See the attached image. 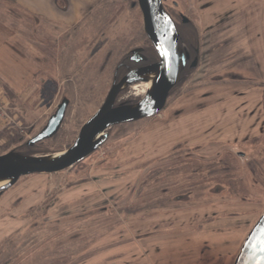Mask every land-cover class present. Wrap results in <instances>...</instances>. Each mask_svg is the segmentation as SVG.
<instances>
[{"label":"rangeland","instance_id":"rangeland-1","mask_svg":"<svg viewBox=\"0 0 264 264\" xmlns=\"http://www.w3.org/2000/svg\"><path fill=\"white\" fill-rule=\"evenodd\" d=\"M218 1L164 0L181 44L200 53L195 68L182 69L159 114L115 125L107 141L74 166L24 176L0 193V264H162L150 259L163 255V235L173 254L193 244L195 259L169 264H234L264 213V53L260 60L242 54V68L224 66L244 51L210 36L214 25L204 18ZM87 18L60 38L45 39L49 56L18 53L28 41L15 31L14 16L13 29L0 31V90L14 118L0 130V155L67 149L106 99L122 61L137 48L157 60L138 0H105ZM187 25L195 39L185 37ZM144 84L125 88L116 102L139 101ZM244 95L250 96L246 116L257 112L244 118L246 131L225 137L202 131L220 120L218 110L244 117L235 110ZM63 98L70 104L60 130L28 146ZM223 103L230 109H219Z\"/></svg>","mask_w":264,"mask_h":264},{"label":"water","instance_id":"water-1","mask_svg":"<svg viewBox=\"0 0 264 264\" xmlns=\"http://www.w3.org/2000/svg\"><path fill=\"white\" fill-rule=\"evenodd\" d=\"M138 5L143 16L144 32L156 50L158 61L130 70L120 81H114L102 105L81 126L73 144L67 149L45 155H29L16 150L1 154L0 193L24 176L52 174L74 166L107 141L109 128L153 117L165 108L171 91L179 83L182 69L190 59V53L180 46L177 23L164 7L163 0H138ZM183 18L188 20L185 15ZM162 47L168 51L167 57L162 55ZM142 50L137 48L133 54ZM197 65L198 57L191 67ZM149 76L152 77L151 86L139 101L116 105L121 91L136 83L149 82ZM69 104V99L63 98L47 124L27 141V145L33 146L52 138L60 130ZM234 264H264V213L248 234Z\"/></svg>","mask_w":264,"mask_h":264},{"label":"crops","instance_id":"crops-1","mask_svg":"<svg viewBox=\"0 0 264 264\" xmlns=\"http://www.w3.org/2000/svg\"><path fill=\"white\" fill-rule=\"evenodd\" d=\"M104 1L105 0H0V8L3 10L5 9L4 12L2 10L3 14H0V31L4 33L13 29L10 27L9 22H13L12 17L14 16L16 19L14 20L16 23L15 31L22 32L21 35L25 34L26 41H28V44H21L22 51L18 53L49 56L53 54V50H51L52 48L50 47L49 42L45 41V39H56L64 36L72 27L80 24L84 19H88L87 17H89L94 10H97L102 6ZM2 3L6 5H3ZM213 6L209 9L208 16H205L204 18L205 23L208 22L214 25L209 33L210 36L213 38H224L223 44H225L224 46L228 49L242 48L244 51L243 53L237 52L240 54H236V57H234L229 63L224 64V66L228 68L234 66L242 68L238 67L236 64L241 65L240 62H242L244 58V55L242 54L247 53L256 54L258 56L257 59L260 60L259 56L264 53L262 47L263 33H259V25L263 23L261 21H263L262 17H264V0H219L218 3L215 4V7ZM13 10L15 13L12 12ZM218 23L221 24L217 25ZM17 35L20 36L19 33ZM254 39H260V41L255 44L256 40L254 41ZM9 44L11 43L9 42ZM257 45L260 46L257 47ZM5 48L7 49L8 47L6 46ZM249 48L250 50L248 52ZM231 63L234 65L230 66ZM259 69L262 70L261 66ZM56 70L58 71V69ZM212 98L213 102L217 99L216 96H213ZM240 98H244V100H239L242 104L237 105L235 110L244 111L241 113L244 117L239 116L240 112L237 113V116L236 114L228 115L226 113V115H224L222 114L223 111L218 110V120H220L213 123H210V120L208 121V124L203 122L202 125L206 124L204 125L206 128L202 131L208 129L206 133L208 136L220 131V136L224 135V137L232 135L231 130L233 129L239 131L240 134L246 131L248 128V121L244 118H251L257 112L252 113L251 111L249 112L250 115L246 116V114H248L246 103L249 102L250 96L244 95ZM218 108L223 110L230 109L227 103L219 105ZM200 118H208V114L206 113L205 115L200 116ZM222 119L224 121H222ZM230 122H234V124L228 125ZM237 124L241 125V127L237 128ZM201 134L203 135L204 133L201 132ZM176 225L177 224H173L171 226ZM167 229L168 227L163 225V232L167 231ZM165 238L167 237L163 235V255L161 254L158 259L154 258L150 260L158 261L162 264H169L172 261L174 263H183L184 260H186L184 256L188 257V260H186L187 262L195 259L194 250L191 249V247L193 248V244L189 243V247L184 244V247L186 248L179 254L173 249V251L176 252L173 254V252L168 251V242ZM171 242L170 244H172Z\"/></svg>","mask_w":264,"mask_h":264},{"label":"flooded vegetation","instance_id":"flooded-vegetation-1","mask_svg":"<svg viewBox=\"0 0 264 264\" xmlns=\"http://www.w3.org/2000/svg\"><path fill=\"white\" fill-rule=\"evenodd\" d=\"M163 4H164V0H163ZM165 7V5H164ZM180 17L182 18L181 20L184 22V23H189V19L187 21H184V18H183V14L182 16L180 15ZM177 23V22H176ZM178 26V29H179V25L177 24ZM179 33H180V30H179ZM179 40H180V35H179ZM182 47L187 50L189 53H190V59L187 61V65L190 63L192 65V63L194 62L195 58L198 57L199 59V53H200V49L197 48V47H193V49H190L189 47H187L186 45L184 44H181ZM143 50L139 53H136V54H130L128 57H127V61L129 62H126V61H122L120 63V66L118 67V69L116 70V74H115V77H114V81L118 82L120 81L130 70H133V69H138V68H143V67H146V66H149L155 62L158 61V58L157 60H153L152 58H150L149 56L146 55V50L145 48H142ZM146 56V57H145ZM140 58V59H139ZM139 59V60H138ZM138 60V61H137ZM122 68V69H121ZM120 70H124L123 74L122 75H119L120 73ZM113 81V83H114ZM126 102V101H124ZM129 102V100L127 101ZM121 103V102H120ZM120 103H117L116 102V105L120 104ZM130 103V102H129Z\"/></svg>","mask_w":264,"mask_h":264},{"label":"built area","instance_id":"built-area-1","mask_svg":"<svg viewBox=\"0 0 264 264\" xmlns=\"http://www.w3.org/2000/svg\"><path fill=\"white\" fill-rule=\"evenodd\" d=\"M14 118L11 116L8 105L0 93V130L12 125Z\"/></svg>","mask_w":264,"mask_h":264},{"label":"trees","instance_id":"trees-1","mask_svg":"<svg viewBox=\"0 0 264 264\" xmlns=\"http://www.w3.org/2000/svg\"><path fill=\"white\" fill-rule=\"evenodd\" d=\"M112 4V3H111ZM110 4V5H111ZM112 13H114V12H112L111 11V14H110V16L112 15ZM190 26L189 25H187L186 26V29H185V37L186 38H192V39H195V36H194V33H193V31L189 28ZM180 38H181V36H180ZM179 42H180V44H181V41L179 40ZM44 141H46V140H44ZM44 141H42V142H39V143H37V144H35V145H33V146H38L39 144H41V143H44ZM33 146H30V147H33Z\"/></svg>","mask_w":264,"mask_h":264},{"label":"bare ground","instance_id":"bare-ground-1","mask_svg":"<svg viewBox=\"0 0 264 264\" xmlns=\"http://www.w3.org/2000/svg\"><path fill=\"white\" fill-rule=\"evenodd\" d=\"M234 64L233 63H231L230 64V66H233ZM238 67H242L241 65H238V64H236ZM150 77V81L149 82H147V83H145L144 85H145V90H143L142 92H146L149 88H150V86H151V76H149ZM139 86V85H138ZM134 89H136V86L134 87ZM232 124H234V122H230V123H228V125H232ZM236 127L237 128H240L241 127V125H236ZM207 131H208V129L207 130H205V133H207ZM2 182H0V184H1ZM241 249V248H240Z\"/></svg>","mask_w":264,"mask_h":264},{"label":"snow or ice","instance_id":"snow-or-ice-1","mask_svg":"<svg viewBox=\"0 0 264 264\" xmlns=\"http://www.w3.org/2000/svg\"><path fill=\"white\" fill-rule=\"evenodd\" d=\"M161 53L166 57L169 55L168 51L166 49H163V47L161 48Z\"/></svg>","mask_w":264,"mask_h":264}]
</instances>
